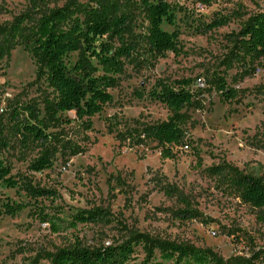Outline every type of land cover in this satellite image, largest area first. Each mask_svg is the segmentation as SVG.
Here are the masks:
<instances>
[{
    "label": "rangeland",
    "instance_id": "obj_1",
    "mask_svg": "<svg viewBox=\"0 0 264 264\" xmlns=\"http://www.w3.org/2000/svg\"><path fill=\"white\" fill-rule=\"evenodd\" d=\"M166 1L175 8L176 19L174 26L163 27L177 29V52L156 55L140 66L126 63L109 89L111 102L90 118L89 129L73 111L65 112L67 123L50 129L62 140L50 168L32 170L29 165L41 146L21 150L8 128L14 103L42 108L46 81L37 76L35 59L21 46L0 60V118L9 141L0 148V157L16 179L51 192L32 197L21 188L0 185V264H51L61 248H94L137 234L208 249L221 259L239 256L259 262L264 222L208 169L226 163L264 180V56L249 58L237 41L241 21L264 9V2ZM29 8L28 0H0V25ZM218 18L227 22L208 26ZM138 23L141 29L140 18ZM180 79L192 80L196 102L183 108L185 139L172 147L171 158H162L161 147L150 139L129 144L118 138L119 132L167 119L168 108L148 93L158 80L175 85ZM222 81L236 90L235 97L223 96ZM67 142L80 151L72 154ZM5 202L25 208L10 216L3 212ZM89 210L96 219L59 233L40 218L48 213L70 219ZM134 249L132 261L139 263L145 255L142 244ZM256 254L261 256L256 259Z\"/></svg>",
    "mask_w": 264,
    "mask_h": 264
},
{
    "label": "trees",
    "instance_id": "obj_2",
    "mask_svg": "<svg viewBox=\"0 0 264 264\" xmlns=\"http://www.w3.org/2000/svg\"><path fill=\"white\" fill-rule=\"evenodd\" d=\"M28 1L29 11L0 25V60L14 47L21 46L35 59L37 76L46 81L42 108L33 102H16L8 115L10 133L7 132L14 136L21 150L31 145L41 146L40 154L29 165L32 170L40 171L53 165L62 140L57 131L50 129L67 123L65 112L73 111L75 118L89 129L90 118L111 102L109 89L117 84L125 64L140 66L156 55L177 52L179 33L177 29L168 31L163 27L174 26L176 19L175 8L166 0H67L59 6H50L58 0ZM211 1L201 0L205 4ZM139 18L143 23L141 29H138ZM226 22V18H218L208 26L215 28ZM237 36L246 56L253 59L264 56V9L242 20ZM191 84V79L177 80L175 85L158 80L148 95L164 104L170 116L161 122L119 132L118 138L128 140L129 144L150 139L161 147L162 158H171L172 147L185 139L182 123L187 117L183 108L196 102ZM219 90L225 98L236 96V90L224 81L219 83ZM5 129L6 124L0 118V148L9 144ZM69 147L72 154L80 151L78 145L69 144ZM208 170L228 186L230 194L256 209L258 218L264 222L262 177L226 163ZM10 171V166L0 157V185L21 188L32 197L51 194L27 181H19ZM2 208L4 214L13 216L25 205L5 202ZM40 218L52 233H59L93 221L96 216L89 210L70 219L48 213ZM136 244H142L145 254L139 263L132 261ZM258 253L262 255H255L256 259L261 256L258 263L239 256L221 259L208 249L137 234L131 240L94 248L80 244L61 248L52 256L51 264H264V251Z\"/></svg>",
    "mask_w": 264,
    "mask_h": 264
},
{
    "label": "built area",
    "instance_id": "obj_3",
    "mask_svg": "<svg viewBox=\"0 0 264 264\" xmlns=\"http://www.w3.org/2000/svg\"><path fill=\"white\" fill-rule=\"evenodd\" d=\"M197 83H199V85H200V84L202 85V81H201V79H198ZM185 147H187V145H186Z\"/></svg>",
    "mask_w": 264,
    "mask_h": 264
}]
</instances>
